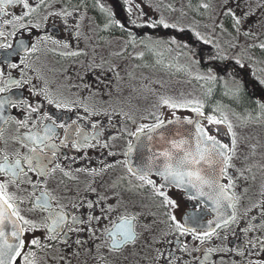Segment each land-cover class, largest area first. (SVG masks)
<instances>
[{
  "label": "flooded vegetation",
  "instance_id": "af4514ba",
  "mask_svg": "<svg viewBox=\"0 0 264 264\" xmlns=\"http://www.w3.org/2000/svg\"><path fill=\"white\" fill-rule=\"evenodd\" d=\"M206 1L211 3L205 11L214 25L209 26L212 34L208 37L213 38L204 42L197 37L194 42L188 28L165 35L175 37L186 49L190 47L195 61L206 62V97L212 85L217 95L233 93L239 99L236 111L264 117V0ZM28 3L36 9L30 15L19 3L0 5V45L12 46L7 52L0 47V61L9 57L0 62V103H4L0 109V163L6 157L11 166L19 159L23 167L25 158L33 155L29 147L36 144L28 145L21 138L44 137L47 127L55 128V137L37 140V144L44 152H50L48 144L57 151L46 177L25 167L26 175L19 182L0 178V183L8 185L21 228L27 229L23 259L17 264H264V161L234 160L232 141L219 134L221 125L207 120L199 127L207 140L223 145L231 156L221 179L225 189L231 185L227 192L233 197L231 207L224 201L222 210H217L202 199L189 198L191 189L164 179L165 154H187V144L192 143L187 131L185 147L179 140L174 148H168L165 139L157 147L155 140H143L137 157L141 170L132 169L129 152L137 137L168 121L191 119L194 111L165 106L166 111L159 106L139 116L133 101L126 107L118 101L116 72L108 70V41L130 36L138 41L147 27L143 18L128 11V1L123 0L122 5L113 0ZM229 12L240 20L239 25ZM220 39L230 44L222 49L212 44ZM21 43L30 53L26 59L9 56ZM8 82L20 86L9 88ZM224 82L233 88H223ZM65 128L83 130L89 137L97 132L100 135L77 150L78 137L73 134L69 141ZM37 152L44 155L39 148ZM225 173L230 180L224 178ZM42 194L48 195L53 215H63L66 221L55 232L48 231L52 223L49 211L37 204ZM164 195L175 208L165 203ZM73 217L80 223L70 231L68 222ZM124 220L132 221L136 239L116 252L109 251L110 240L105 236ZM24 221L38 230L29 229ZM209 231L213 235L209 236ZM33 241H39V247H29Z\"/></svg>",
  "mask_w": 264,
  "mask_h": 264
},
{
  "label": "rangeland",
  "instance_id": "374dc122",
  "mask_svg": "<svg viewBox=\"0 0 264 264\" xmlns=\"http://www.w3.org/2000/svg\"><path fill=\"white\" fill-rule=\"evenodd\" d=\"M127 1L128 11L140 16V20L143 18L144 25L151 31L138 41L132 40L131 36L127 39L117 36L120 40L108 41V70L116 72L118 101L124 107L133 101L134 112L139 116L159 106L166 111L165 106L177 108V111L203 110L206 107L204 94L207 82L203 79V74H207L203 71L206 62L195 61L190 47L186 49L175 37L165 35L164 31L188 28L194 42L197 37L204 42L206 38H213L208 35L212 34L209 26L213 28L214 25H210L205 11L211 3L206 0ZM219 41L212 44L220 49L230 44H226V40ZM192 48L194 51L198 49ZM234 55L239 56V52ZM200 57L205 58L203 55ZM211 87L209 94L213 91ZM222 87L227 90L233 88L231 83L226 82ZM218 98L223 101L218 102L215 116L211 114L209 118L226 128L233 145V159L264 161V117L233 110L239 106V99L233 93H220Z\"/></svg>",
  "mask_w": 264,
  "mask_h": 264
},
{
  "label": "snow or ice",
  "instance_id": "6c2138e0",
  "mask_svg": "<svg viewBox=\"0 0 264 264\" xmlns=\"http://www.w3.org/2000/svg\"><path fill=\"white\" fill-rule=\"evenodd\" d=\"M17 3L23 6V9L28 10L27 14L30 15L31 13L35 12V8H29L28 0H0V5L6 6H15ZM2 11V8H0ZM7 15V13H4ZM228 15L232 16L235 20L237 25L240 24V20L235 17L232 12H229ZM24 18V14L22 13L21 19ZM167 27V25H165ZM4 49L5 52L11 48V45H0ZM66 47V45H65ZM35 51V48H33ZM30 53L27 51L26 46L21 43L17 48L9 53L11 55H18L22 58L26 59L27 55ZM73 55H76L75 53ZM9 57H4L3 61L0 62H7ZM13 68L18 67L17 65H13ZM7 86L11 87H19V84H15L13 82H8ZM51 103V101H49ZM4 107V103H0V109ZM214 123V121H210ZM55 124V121H53ZM57 127L64 128V125H57ZM97 127V126H93ZM159 127V125L157 126ZM151 130V129H150ZM143 131V129H142ZM202 131V130H200ZM65 132L67 133V139L71 141L73 134L78 137L77 140V150H80L83 145L88 144L91 145L92 141L100 135L97 132L96 136L89 137L87 134L83 133V130L76 131L75 128H72L71 131L68 128H65ZM203 134V133H202ZM56 132L54 127H47L45 129V136L44 137H34V136H26L21 138L23 141H26L28 145L36 144V147H29V151L33 153L31 157L25 158V163L22 167L21 162L19 159L15 161L14 164L9 166L8 160L5 157V160L0 163V178H7L12 180L13 182H19L22 176H25L26 173L24 172V168L26 167L29 171H33L35 174H38L41 178L46 177L49 174V165L52 164V158H54L57 148L52 145L48 144L47 147L50 152H44V148L37 144V140L44 141L48 137H55ZM64 145V142H61ZM66 146V145H65ZM37 148L40 149L41 153L44 155H40L37 152ZM165 157L168 160L166 164L165 171L163 173L164 179L169 181L173 184V186L180 185L181 187H185L187 189H195L196 195H193L192 192H189V198L198 199L200 198V189L202 187L210 188L213 190V195L209 197L210 200H215L217 207H220V204L224 201L229 202V206L231 207V200L233 197L227 195V192L230 190L231 185H229L228 189H225L222 185L219 184L218 179L215 177L212 178L211 181H207L201 176L200 172L197 171H190L188 170L189 167L195 168L197 164H205L207 163L209 168H212L214 165H224L227 160L231 159V156L227 154V150H224L223 145H216L215 141H212L209 145H207V152H202L199 155L189 158L188 156L184 157H169L165 154ZM174 165V166H173ZM33 166H35L33 168ZM230 167V165H228ZM140 176H143V173H140ZM169 178H171L169 180ZM224 178L229 179L227 174L225 173ZM149 185H152L151 181H147ZM155 187L154 185H152ZM34 188L39 187V185H33ZM7 184L0 183V264H17L18 260L23 259L22 253L26 247L25 241L23 239L27 229L20 228L18 225L11 219L12 215L16 216V220H21V217L16 214L17 209L14 207L12 201L13 197H10L7 193ZM156 195H161L160 190H156ZM165 203L171 207L175 208L176 205L168 199L166 195H164ZM24 201H20L23 203ZM37 204L40 206L42 210L49 211V219L51 220V226L48 228L49 232H55L57 229L63 227L64 223H66L63 215H53L54 210L49 208V198L47 194H42L41 199L37 201ZM89 208H92L93 205L89 204ZM135 219V218H133ZM235 219V216L232 217ZM90 223L93 222L91 218H89ZM24 224L28 225L29 229L33 231L38 230L35 225L28 224L27 221L23 222ZM72 227L69 229L70 231H74L77 224L80 221L73 217L71 222ZM175 223V220H173ZM10 224L12 226L11 231V241H15V243L9 242V238L6 237L5 233L7 231L6 225ZM176 227L179 229L180 225L176 224ZM182 235H193L195 233L190 232H182ZM117 235H119L120 239H117ZM209 236L213 235L211 231L208 233ZM53 237H49L52 239ZM197 239H203L200 237H196ZM106 240H110V247L109 251L116 252L119 249L125 247L126 245L133 243L136 239V235L134 232V225L130 220H124L121 222V226L118 229L112 230L110 229L108 234L105 236ZM62 242H66L63 241ZM264 243V242H262ZM39 241H33L29 247H39Z\"/></svg>",
  "mask_w": 264,
  "mask_h": 264
},
{
  "label": "water",
  "instance_id": "95a60500",
  "mask_svg": "<svg viewBox=\"0 0 264 264\" xmlns=\"http://www.w3.org/2000/svg\"><path fill=\"white\" fill-rule=\"evenodd\" d=\"M206 118H203L201 113L195 112L193 114L192 119H174L171 121L166 122L162 126L152 130L149 134L141 137H137L130 152H129V157H130V164L133 170L135 171H140V162L137 159L139 155L138 147L141 144L143 140H155L153 143H157L156 147L160 144H162V140H166L167 142V147L174 148V145H179L178 143H175L176 141L182 142V146L185 147V132L191 133V136H189V140H192V143L188 142L187 144V154L183 153V156H188L189 158L195 157L199 155L202 152H207V145H209L212 141L215 140H207L206 135L204 134L203 131H200L201 128L199 127V124L203 123L206 121ZM219 134L221 136H224L226 134V128L222 126L221 128L218 129ZM203 133V134H202ZM181 134V135H178ZM216 143V142H215ZM216 145H218L216 143ZM224 150H226L224 148ZM168 155L172 156L174 153L169 152ZM148 156V155H147ZM156 156V153H155ZM177 157V156H176ZM225 165V164H224ZM224 165H214L212 168H209L207 163L205 164H197L195 165V168L189 169L191 171H199L201 176L204 177L205 180L211 181L213 177L218 179V182L220 185L221 184V179H222V173H223V167ZM181 187L180 185H178ZM186 187V186H185ZM185 187H181L185 189ZM200 198L202 199L205 203H210L212 205H215V209L217 210H222V203L220 204V207H217V204L215 200H210L209 197L213 195V190L210 188L202 187L200 190ZM191 192L193 195H196L195 189H191ZM11 219L15 221V223L18 225V227L21 228L20 223L16 220L14 215L11 216ZM7 231L5 233L6 237L9 238V242L15 243V241H11V231H12V226L10 224L6 225Z\"/></svg>",
  "mask_w": 264,
  "mask_h": 264
},
{
  "label": "trees",
  "instance_id": "16d2710c",
  "mask_svg": "<svg viewBox=\"0 0 264 264\" xmlns=\"http://www.w3.org/2000/svg\"><path fill=\"white\" fill-rule=\"evenodd\" d=\"M114 2H116L118 5H122L121 3L123 2V0H113ZM120 10H123V8L121 9L120 8ZM130 28L131 27H134L135 26V24H129L128 25ZM135 28H136V26H135ZM150 28L149 27H145L144 28V31H143V35L144 34H146V32H148V33H150ZM170 31V30H169ZM155 31L153 30L152 31V33H154ZM167 33H168V31H166ZM166 33V34H167ZM129 34V33H128ZM127 36H130V35H127ZM197 51V50H196ZM213 58V56H211V55H209V59H212ZM212 84L213 85H217L218 84V81L216 82V81H212ZM205 101H206V107L202 110L203 111V114L205 115V116H210L211 114L212 115H214L215 116V114L214 113H216V107L219 105L218 104V102L219 101H223V100H220L219 98H218V95L216 94V93H214V91H212V93L211 94H208V97H205ZM248 101V99L246 100V102ZM245 106H247V105H245ZM233 110H235L234 108H233Z\"/></svg>",
  "mask_w": 264,
  "mask_h": 264
},
{
  "label": "bare ground",
  "instance_id": "6f19581e",
  "mask_svg": "<svg viewBox=\"0 0 264 264\" xmlns=\"http://www.w3.org/2000/svg\"><path fill=\"white\" fill-rule=\"evenodd\" d=\"M217 93V92H216Z\"/></svg>",
  "mask_w": 264,
  "mask_h": 264
}]
</instances>
